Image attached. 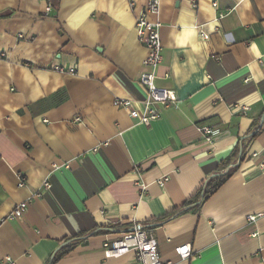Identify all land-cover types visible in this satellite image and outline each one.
<instances>
[{"label": "crops", "instance_id": "1", "mask_svg": "<svg viewBox=\"0 0 264 264\" xmlns=\"http://www.w3.org/2000/svg\"><path fill=\"white\" fill-rule=\"evenodd\" d=\"M145 2L0 0V261L49 264L81 235L53 264H134L106 259L103 243L137 223L163 261L264 264V122L249 139L264 115V0L160 1L155 85L176 101L149 125L113 105L147 98L135 31ZM201 125L219 131L212 144ZM228 159L232 176L187 208Z\"/></svg>", "mask_w": 264, "mask_h": 264}, {"label": "built area", "instance_id": "2", "mask_svg": "<svg viewBox=\"0 0 264 264\" xmlns=\"http://www.w3.org/2000/svg\"><path fill=\"white\" fill-rule=\"evenodd\" d=\"M160 1L146 0L145 5L135 18L137 40L147 51L146 57L142 62L146 70L139 76V82L146 88L147 98L141 103L120 98L113 101L115 107L125 110L130 118L144 125H149L152 121L160 117L161 112L159 106L166 107L176 101L175 93L172 90L158 88L155 85L156 72L162 61V45L159 35L160 23L149 20V17L159 14ZM130 5H133V3ZM212 6L216 8L217 3L213 2ZM50 8V5L47 6L46 12ZM224 16L223 13L218 14L215 21L222 19ZM202 36L204 39L208 38L207 34H203ZM55 70L59 73H75L74 69H64L61 67H55ZM197 129L204 138V141L209 144L213 143L214 137L219 133L217 129L207 125L198 126ZM260 167L264 168V163ZM167 180L168 177L163 176L158 181V184L163 186ZM23 184L24 179L20 178L19 186ZM43 186L45 189L49 187L47 182ZM140 188L145 190L146 186L140 184ZM28 203L29 201L19 203L9 213L7 219L13 220L21 218L27 210ZM247 218L248 221H254L256 217L248 216ZM174 252L180 259H186L191 255L192 248L189 243H186L175 247ZM103 253L106 259L121 257L132 253L134 256V264H174V262L163 261L161 259L156 238L144 229V225L137 223H133L131 229L122 232L118 237L105 240L103 243ZM0 264H12V260L6 257L0 261Z\"/></svg>", "mask_w": 264, "mask_h": 264}, {"label": "trees", "instance_id": "3", "mask_svg": "<svg viewBox=\"0 0 264 264\" xmlns=\"http://www.w3.org/2000/svg\"><path fill=\"white\" fill-rule=\"evenodd\" d=\"M256 130H254L252 132V134L249 136V139H254L257 134L259 133L260 129L255 132ZM243 146L236 148L233 153H232V158L237 156V153L240 152L239 157L237 159V161L240 163L242 160V154H243ZM230 159V158H229ZM226 160V162H223L221 165V170L220 172L216 173V175H214L213 177H211L210 179H208L198 190V192L194 195V197L190 200H188L185 205L187 206V208H192V210H196L198 209V207L200 206V204L202 203L203 200H205L206 198H208L212 193H214L221 185H223L234 173V171L236 170V166L233 164L229 169H227L226 171H224L227 166L230 163V160ZM224 171V172H223ZM144 225V229L148 230L149 228ZM82 236L79 235L77 237H74L71 239V244L61 248L56 255L54 256V258L52 259V261L49 264H53L54 262L58 261L60 258H62L64 255H66L70 249L77 244L80 240H81Z\"/></svg>", "mask_w": 264, "mask_h": 264}, {"label": "water", "instance_id": "4", "mask_svg": "<svg viewBox=\"0 0 264 264\" xmlns=\"http://www.w3.org/2000/svg\"><path fill=\"white\" fill-rule=\"evenodd\" d=\"M263 122H264V115L262 116V118L260 120V125H259V127L257 128V130L255 132H257L260 129V127L262 126Z\"/></svg>", "mask_w": 264, "mask_h": 264}]
</instances>
